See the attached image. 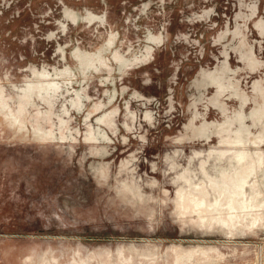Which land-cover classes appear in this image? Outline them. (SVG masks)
Listing matches in <instances>:
<instances>
[{
    "label": "rangeland",
    "instance_id": "rangeland-1",
    "mask_svg": "<svg viewBox=\"0 0 264 264\" xmlns=\"http://www.w3.org/2000/svg\"><path fill=\"white\" fill-rule=\"evenodd\" d=\"M0 264H264V0H0Z\"/></svg>",
    "mask_w": 264,
    "mask_h": 264
}]
</instances>
